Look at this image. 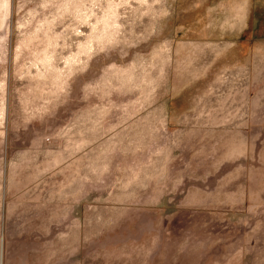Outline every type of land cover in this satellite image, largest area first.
I'll return each instance as SVG.
<instances>
[{
  "label": "rangeland",
  "instance_id": "obj_1",
  "mask_svg": "<svg viewBox=\"0 0 264 264\" xmlns=\"http://www.w3.org/2000/svg\"><path fill=\"white\" fill-rule=\"evenodd\" d=\"M0 264H264V0H0Z\"/></svg>",
  "mask_w": 264,
  "mask_h": 264
}]
</instances>
